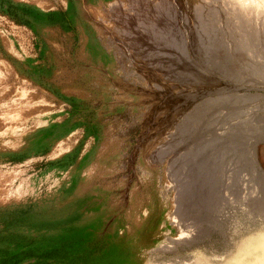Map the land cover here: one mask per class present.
<instances>
[{"label": "rangeland", "instance_id": "1", "mask_svg": "<svg viewBox=\"0 0 264 264\" xmlns=\"http://www.w3.org/2000/svg\"><path fill=\"white\" fill-rule=\"evenodd\" d=\"M223 12L0 0V264H186L222 254L236 214L264 224V82L238 75L264 36ZM178 222L194 244L171 246Z\"/></svg>", "mask_w": 264, "mask_h": 264}, {"label": "bare ground", "instance_id": "2", "mask_svg": "<svg viewBox=\"0 0 264 264\" xmlns=\"http://www.w3.org/2000/svg\"><path fill=\"white\" fill-rule=\"evenodd\" d=\"M157 1V0H156ZM159 1V0H158ZM162 1V0H161ZM209 1V0H208ZM156 3V2H155ZM131 4H134L131 3ZM130 4V5H131ZM157 4V3H156ZM159 4V3H158ZM221 4L223 5V14H226V18L230 20H238L235 25L237 35H241V38H244L243 33H249L251 30V34L256 37L264 36V0H221ZM148 5V4H147ZM155 5V4H153ZM149 6V5H148ZM158 6V5H157ZM165 6V5H164ZM91 7V6H90ZM222 7V6H221ZM95 7H91V11ZM151 8V7H150ZM156 8V7H155ZM161 8V7H160ZM155 10V9H154ZM157 10V9H156ZM214 10V8H213ZM90 11V12H91ZM201 11V10H200ZM89 12V13H90ZM163 12V11H161ZM204 12V10H203ZM212 12V11H211ZM221 12V11H220ZM99 13V11L97 12ZM198 14V12H197ZM195 14V15H197ZM160 15V14H159ZM93 16V15H92ZM96 16V15H95ZM93 16V17H95ZM169 16V15H168ZM163 17V16H162ZM216 17V16H215ZM238 17V19H237ZM201 18V17H200ZM95 19V18H94ZM151 19V18H150ZM220 19V18H219ZM218 19V20H219ZM155 20V19H154ZM211 20V19H210ZM235 20V22H236ZM191 21V20H190ZM196 21V20H195ZM204 21V20H202ZM207 21V20H206ZM197 22V21H196ZM194 22V23H196ZM201 22V21H199ZM215 22V20H214ZM212 22V24H214ZM234 22V21H233ZM216 23V22H215ZM198 24V23H197ZM203 24L204 23H200ZM217 25L219 23H216ZM109 25V24H108ZM222 25V24H221ZM193 26V25H192ZM234 30V29H233ZM198 31V30H197ZM202 30H200L201 32ZM218 31V30H217ZM224 31V30H223ZM205 32V31H204ZM210 32V31H209ZM230 32V31H229ZM232 32V31H231ZM202 33V32H201ZM212 33V32H211ZM234 33V32H232ZM240 33V34H239ZM207 34V33H205ZM209 34V33H208ZM212 35V34H211ZM222 35V34H220ZM236 35V36H237ZM208 36V35H203ZM236 36L234 37L236 40ZM243 36V37H242ZM221 37V36H220ZM229 37V36H228ZM238 37V36H237ZM218 38V37H217ZM230 38V37H229ZM239 38V37H238ZM208 39V38H207ZM214 40V38H213ZM222 40V39H220ZM232 40V39H231ZM233 40V41H234ZM241 40V39H240ZM185 41V40H184ZM202 41V40H201ZM224 41V40H223ZM235 42V41H234ZM240 43L239 41H237ZM250 42V41H249ZM227 43V41H226ZM236 43V42H235ZM212 44V43H211ZM211 44L208 43V45ZM248 44V43H247ZM234 45V44H233ZM236 45V44H235ZM258 45V44H257ZM239 46V45H238ZM248 46V45H247ZM250 46V45H249ZM236 47V46H234ZM241 47V46H239ZM256 47V45H255ZM264 47V46H263ZM203 48V47H202ZM200 48V49H202ZM213 48V47H212ZM211 48V49H212ZM216 48V47H215ZM214 48V49H215ZM227 49V47H225ZM238 48V47H237ZM244 48V47H243ZM210 49V48H209ZM213 49V51H214ZM229 49V48H228ZM234 49V48H233ZM230 50V49H229ZM260 50V49H259ZM228 51V50H227ZM236 51V50H235ZM240 51V48H239ZM252 51H255L252 50ZM186 52V51H185ZM192 52V51H191ZM263 52V51H262ZM195 53V52H194ZM198 53V52H197ZM227 53V52H226ZM229 53V52H228ZM227 53V54H228ZM251 53V52H250ZM257 54V53H256ZM261 54V53H260ZM201 55V54H200ZM250 55V54H249ZM253 55V54H252ZM255 55V54H254ZM180 56V55H179ZM217 56V55H215ZM243 56V55H242ZM252 57V56H251ZM245 58V57H244ZM223 59V58H222ZM247 59V58H246ZM204 60V59H203ZM215 60V59H214ZM219 60V59H218ZM254 60V59H253ZM260 60V59H257ZM236 61V60H234ZM233 61V62H234ZM242 61V60H241ZM247 61V60H246ZM227 62V61H226ZM245 63V62H244ZM222 64V63H220ZM264 64V63H263ZM224 65V64H223ZM221 65V68L223 67ZM225 66V65H224ZM225 70L228 68H224ZM241 70V68H240ZM243 72L239 73L240 81L243 83L249 82L248 84H253L254 82H264V66L255 65L253 67L245 68L242 70ZM228 73V72H227ZM225 74V73H224ZM207 75V74H205ZM213 75V73H212ZM230 75V74H229ZM234 75V73H233ZM233 77L237 79V76ZM223 76V75H222ZM226 76V75H225ZM223 76V77H225ZM228 76V75H227ZM226 78V77H225ZM230 78V77H229ZM223 79V78H222ZM242 84V83H241ZM243 85V84H242ZM258 85V84H257ZM262 85V84H261ZM235 89V88H234ZM259 89V87H258ZM240 92L239 96H242L248 92L255 91L256 86H240L238 87ZM232 92V91H231ZM238 92V91H237ZM258 92V91H257ZM235 93V92H234ZM229 94V93H228ZM238 94V93H237ZM259 94V93H258ZM256 94V95H258ZM261 94V93H260ZM259 94V95H260ZM236 95V94H235ZM253 95V94H251ZM255 95V94H254ZM262 95V94H261ZM264 95V94H263ZM245 96V97H244ZM243 98H246V94ZM250 96V95H249ZM10 117L7 119L0 118V132L8 131L13 125L16 124L15 117L10 114ZM93 167V166H92ZM93 169H96L95 166ZM93 169H91L93 171ZM89 176V175H88ZM91 178V177H90ZM89 178V179H90ZM88 179V178H87ZM7 192V187L5 186V182L3 179H0V198L3 197ZM237 201V200H236ZM244 208V207H242ZM235 209V208H234ZM245 209V208H244ZM229 212H227L228 214ZM224 216V215H223ZM228 218V217H225ZM220 220V219H219ZM229 221V219H227ZM241 217L238 214L235 215V219L233 221L234 224H230L226 228H222L220 226H216V231L221 234L226 241L227 248L224 250L222 254H215L208 256V254L199 253V255L194 259L191 263L186 264H264V224L259 225H247L241 222ZM228 221L226 223L228 224ZM173 225V224H171ZM223 225V224H222ZM171 238L170 243L171 246L174 247H188L191 244H194L195 236L193 229H186L178 223L172 226L171 228ZM168 243V242H167ZM168 246V247H167ZM163 247V246H162ZM167 248L169 245L166 244ZM165 248V245L164 247ZM186 262V261H185ZM181 264V263H180ZM184 264V263H182Z\"/></svg>", "mask_w": 264, "mask_h": 264}]
</instances>
